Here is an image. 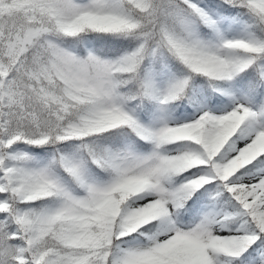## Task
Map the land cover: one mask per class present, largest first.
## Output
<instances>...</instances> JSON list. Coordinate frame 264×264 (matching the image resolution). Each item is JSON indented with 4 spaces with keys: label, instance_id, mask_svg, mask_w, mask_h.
I'll return each mask as SVG.
<instances>
[{
    "label": "snow or ice",
    "instance_id": "1",
    "mask_svg": "<svg viewBox=\"0 0 264 264\" xmlns=\"http://www.w3.org/2000/svg\"><path fill=\"white\" fill-rule=\"evenodd\" d=\"M0 264H264V0H0Z\"/></svg>",
    "mask_w": 264,
    "mask_h": 264
}]
</instances>
